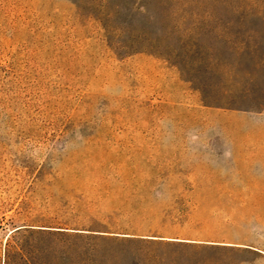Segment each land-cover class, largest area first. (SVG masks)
Returning a JSON list of instances; mask_svg holds the SVG:
<instances>
[{
  "label": "rangeland",
  "instance_id": "1",
  "mask_svg": "<svg viewBox=\"0 0 264 264\" xmlns=\"http://www.w3.org/2000/svg\"><path fill=\"white\" fill-rule=\"evenodd\" d=\"M0 264H264V0H0Z\"/></svg>",
  "mask_w": 264,
  "mask_h": 264
},
{
  "label": "trees",
  "instance_id": "2",
  "mask_svg": "<svg viewBox=\"0 0 264 264\" xmlns=\"http://www.w3.org/2000/svg\"><path fill=\"white\" fill-rule=\"evenodd\" d=\"M144 223L147 224L144 231L150 233L148 235H152L156 240L199 239L207 236L203 233H198L199 231H191L197 229H190L191 227H187L180 219L163 218L153 221L149 220V222L146 220Z\"/></svg>",
  "mask_w": 264,
  "mask_h": 264
}]
</instances>
